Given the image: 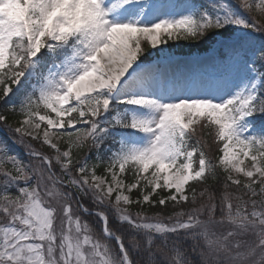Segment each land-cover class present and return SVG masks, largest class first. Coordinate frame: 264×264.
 Returning <instances> with one entry per match:
<instances>
[{"label": "snow or ice", "instance_id": "snow-or-ice-1", "mask_svg": "<svg viewBox=\"0 0 264 264\" xmlns=\"http://www.w3.org/2000/svg\"><path fill=\"white\" fill-rule=\"evenodd\" d=\"M0 102V264H264V0H0Z\"/></svg>", "mask_w": 264, "mask_h": 264}, {"label": "trees", "instance_id": "trees-1", "mask_svg": "<svg viewBox=\"0 0 264 264\" xmlns=\"http://www.w3.org/2000/svg\"><path fill=\"white\" fill-rule=\"evenodd\" d=\"M191 44H192V43H191ZM193 46H195L196 48H200V50H201L202 48H205V47H206V44L201 43L200 46H196V44L193 43ZM0 111H3V108H2V102H0ZM19 118H20V117H18V116H13L11 113L8 114L9 123H13L14 120L16 121V120H18ZM206 139H207V141H208V143H209V145H210L211 147H210V150H209V149H205V151H206V152H209V155H210L211 157L215 158L216 156L219 155L218 149L216 148V145L212 143V139H211V137H206ZM4 140H6V138L0 135V141H4ZM9 143H10V142H9ZM32 144H33V146H34L37 150H39V151H44V152H47V151H48V149L45 148V147H44V148H41V147H40V144H39L38 142L32 141ZM12 151H13L17 156H19L22 160H27V157H25V156L23 155V153L17 152L16 149L13 148V147H12ZM133 196H135V193H133ZM132 210H133L134 212L138 211V209H137L136 206H134V207L132 208ZM96 231H97V233L99 234V226L96 227Z\"/></svg>", "mask_w": 264, "mask_h": 264}, {"label": "rangeland", "instance_id": "rangeland-1", "mask_svg": "<svg viewBox=\"0 0 264 264\" xmlns=\"http://www.w3.org/2000/svg\"><path fill=\"white\" fill-rule=\"evenodd\" d=\"M179 0H172L173 3H182V2H178ZM156 2H161V0H156ZM164 2H167V0H164ZM171 43V49L170 51L172 52L173 55H175V53L177 51H180L181 47L182 46H185L186 49H185V53L189 54L190 56H188L187 58H182L181 60H185V61H190L191 59L195 58V57H198V55L195 53V52H190L189 50V46H187V42L186 41H178V42H170ZM188 47V48H187ZM13 126L16 125V122L12 123ZM64 145L61 144V147H63ZM89 163H95V159L93 160H90ZM247 163V162H246ZM102 167V172H99L98 169H97V175H103V166Z\"/></svg>", "mask_w": 264, "mask_h": 264}]
</instances>
